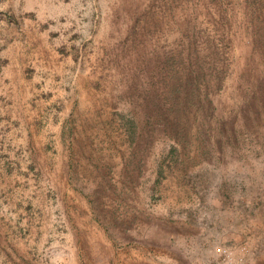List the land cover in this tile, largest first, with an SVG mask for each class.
Segmentation results:
<instances>
[{"label":"rangeland","instance_id":"obj_1","mask_svg":"<svg viewBox=\"0 0 264 264\" xmlns=\"http://www.w3.org/2000/svg\"><path fill=\"white\" fill-rule=\"evenodd\" d=\"M102 5L72 191L40 232L0 215V264H264V0Z\"/></svg>","mask_w":264,"mask_h":264},{"label":"crops","instance_id":"obj_2","mask_svg":"<svg viewBox=\"0 0 264 264\" xmlns=\"http://www.w3.org/2000/svg\"><path fill=\"white\" fill-rule=\"evenodd\" d=\"M102 2L0 0V215L22 230L40 232L62 210L47 192L67 183L68 126Z\"/></svg>","mask_w":264,"mask_h":264},{"label":"built area","instance_id":"obj_3","mask_svg":"<svg viewBox=\"0 0 264 264\" xmlns=\"http://www.w3.org/2000/svg\"><path fill=\"white\" fill-rule=\"evenodd\" d=\"M216 250L218 252V255H221V258L220 260H217L214 264H243L241 260L233 261L230 258L231 251L227 247L218 246Z\"/></svg>","mask_w":264,"mask_h":264}]
</instances>
